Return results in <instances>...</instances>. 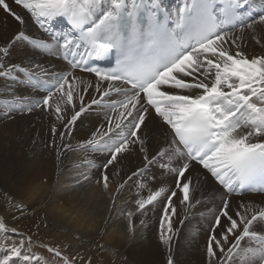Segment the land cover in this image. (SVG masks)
Segmentation results:
<instances>
[{
    "label": "snow or ice",
    "instance_id": "obj_1",
    "mask_svg": "<svg viewBox=\"0 0 264 264\" xmlns=\"http://www.w3.org/2000/svg\"><path fill=\"white\" fill-rule=\"evenodd\" d=\"M255 5L256 0H183L173 14L160 0H0V11L21 26L0 42V79L23 75L35 90L43 84L45 93L35 101L15 96L5 106L53 115L60 128L53 124L51 133L65 149L71 146L63 141L83 114L93 105L106 109L105 121L80 150L106 155L96 180L105 192L113 183L112 170L120 178L111 197L113 211L119 194L133 185L139 190L131 199L134 207L120 211L130 236L134 218L160 206L159 239L168 249L167 264H176L172 217L179 216V206L187 219L201 204L191 195L201 183L214 185L213 200L216 193L220 198L210 210L206 264H264V200L258 206L244 199L249 193L264 195V55L249 57L244 51L246 35L258 44L264 39L257 35L264 30V11L255 16L240 11ZM260 6L264 9V0ZM57 20L66 22L67 32L50 33ZM29 23L49 37L31 38ZM21 42L62 57L69 68L57 74L34 62L7 64ZM112 56V67L88 62ZM77 70L92 74L95 83L76 76ZM93 88L96 96L86 104L84 94ZM150 124L162 130L155 139L146 135ZM53 146L61 147L55 140ZM133 156L141 163L122 174L117 166ZM84 163L96 167L92 159ZM164 175L170 184L162 181L146 197L140 195ZM90 178L81 172L77 183ZM9 232L24 238L0 241V264H40L41 258L30 254L32 237L0 219V233ZM42 246L62 264H75L77 257Z\"/></svg>",
    "mask_w": 264,
    "mask_h": 264
},
{
    "label": "bare ground",
    "instance_id": "obj_2",
    "mask_svg": "<svg viewBox=\"0 0 264 264\" xmlns=\"http://www.w3.org/2000/svg\"><path fill=\"white\" fill-rule=\"evenodd\" d=\"M179 1L173 0L174 5ZM261 11L264 9L260 6V0H256L255 7L241 10L245 15L252 16ZM59 21L52 25L50 33L52 28L57 35L68 31V29L60 30ZM20 27L13 18L0 11V42L8 40ZM27 33L34 39H47L50 35L34 23H29ZM257 35L264 37V30L258 29ZM244 51L249 57L264 55V39L258 44L250 35H246ZM21 60L26 64L31 62L40 64L49 72L57 74L69 68L62 57L46 55L23 42L12 49L6 63H19ZM75 75L85 82L95 83L92 74L77 70ZM39 87L41 90H35L32 83L23 75L15 81L0 79V210L2 213L6 215L2 208L4 204L6 208L11 209L10 215H6L9 216L8 221L26 231L31 230L32 223H38L52 231H62L67 236L83 233L81 238L87 236L95 240L90 247L81 248L91 257L102 250L103 258L111 260L113 257L114 263L167 264L168 249L159 239L162 218L160 206L144 216L134 218L135 234L130 236L128 220L120 214V211L134 207L131 199L139 190L133 185L119 194L118 206L113 211L111 197L116 194V186L121 182L120 178L115 175V170H112L113 183L105 192L96 180L99 178V168L106 160V155L85 153L80 150L81 143L105 121L107 110L93 105L91 111L83 114L74 125L71 135L63 141V144L71 146L70 149H65L59 138L53 137L51 133L53 124L60 128L59 122L53 115L40 111L21 113L16 105H12L9 111L4 104V101L11 100L15 96L28 97L30 101H35L45 94L42 90L44 85L41 84ZM95 96L94 88L89 89L88 93L84 94L85 103H90ZM161 133L162 130L153 124H150L149 129L146 130V135L153 139ZM54 140L57 145H61L59 151L53 146ZM86 158L94 160L96 167L90 169L84 163ZM74 162L76 170L72 172H75V176L67 177V168ZM140 163V158L133 156L117 167L122 170V174L130 173ZM81 172L88 173L91 178L83 183H77ZM162 181L170 184L171 177L158 176L140 191V195L146 197L149 191L156 190ZM78 185H82L80 189L77 188ZM214 187L211 183L207 188L203 183L195 186V191L191 195L194 199L200 200L201 204L188 214L187 219H184L185 214L179 206V216L172 217L176 234L171 241V247L176 264H206V241L209 224L213 220L210 210L220 202L218 193L213 200ZM244 199L245 201L251 199L261 206L264 195L247 194ZM237 202L238 200L234 199L233 204ZM175 203L179 205L178 201ZM18 204L23 210H18L16 207ZM116 217L119 219L117 224L114 223L117 221ZM141 219L145 221L144 225L140 224ZM180 220H183V224ZM110 251L115 253L110 256Z\"/></svg>",
    "mask_w": 264,
    "mask_h": 264
},
{
    "label": "rangeland",
    "instance_id": "obj_3",
    "mask_svg": "<svg viewBox=\"0 0 264 264\" xmlns=\"http://www.w3.org/2000/svg\"><path fill=\"white\" fill-rule=\"evenodd\" d=\"M73 152L75 153V149L73 150ZM69 157H72V156H69ZM73 157H74V161H75V156H73ZM79 165H80V163H79ZM75 170L76 169H75V162H74L70 166H68V168H67V171H66L68 174L67 177H69V175H70L74 178L75 172H72V171H75ZM68 171L70 174L68 173ZM81 186L82 185H78L77 188L80 189ZM2 205H3L2 208L5 211L6 215H10L11 209H9L8 207H7L8 208L7 209L4 204H2ZM18 205H16V207H18ZM21 209L23 210L22 207L18 208L19 211H21ZM14 210H15V208H14ZM6 215L2 213V210H0V219H2L5 222V224L8 226L9 229L16 228L21 233H23L25 237L26 236L32 237L30 254L35 255L37 257H40L41 258L40 264H62V262L60 261V259L58 257H55L52 253H49L47 251V248L43 247L42 245H48L49 247L59 248L62 251V253L64 255H67L69 258L77 257L75 264H89V262H90V264H112V263L113 264H119V263H114V261H112V260H114L113 257H111V260L103 258L104 257L103 256L104 251H102V250H99L100 252L98 251V253L93 254L94 256H92V257L90 255H88L87 252L83 251L81 248L86 247V246L90 247V245L94 243L93 241H95L91 237L87 238V236L85 238H81L80 236L83 235V233L79 232V233H76L72 236H67V234H64L62 231H52V230L48 229L47 226H41L38 223H32L31 224V226H32L31 230L26 231V230L17 228L14 224H11L8 221L9 216H6ZM116 218H117V221H115L114 223L117 224V222H119V219H118V217H116ZM21 238H24V237H18L11 232H9L6 237H5L4 233H0V241L7 239V242L9 244L14 243V242H18L19 239H21ZM99 239H101V238H99ZM81 243L83 245H81ZM85 243H86V245H85ZM93 247H96V246H93ZM28 248H29V245L26 242L25 243V250H28ZM114 253L115 252H113V251L109 252L110 256H112V254H114ZM0 255H3V254L0 253ZM97 255H98V257H97Z\"/></svg>",
    "mask_w": 264,
    "mask_h": 264
}]
</instances>
